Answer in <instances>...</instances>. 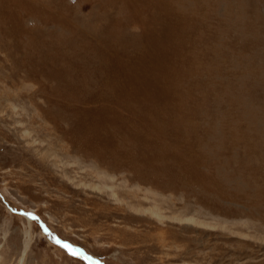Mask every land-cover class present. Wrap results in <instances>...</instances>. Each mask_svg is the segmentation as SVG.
Returning <instances> with one entry per match:
<instances>
[{
  "label": "rangeland",
  "instance_id": "obj_1",
  "mask_svg": "<svg viewBox=\"0 0 264 264\" xmlns=\"http://www.w3.org/2000/svg\"><path fill=\"white\" fill-rule=\"evenodd\" d=\"M0 264H264V0H0Z\"/></svg>",
  "mask_w": 264,
  "mask_h": 264
},
{
  "label": "bare ground",
  "instance_id": "obj_2",
  "mask_svg": "<svg viewBox=\"0 0 264 264\" xmlns=\"http://www.w3.org/2000/svg\"><path fill=\"white\" fill-rule=\"evenodd\" d=\"M26 237L27 238L25 240V245H24L23 254H22L23 256L21 258V261L24 260V255H25L26 251L28 250V247L30 246L31 241H32V234L30 233V231H26Z\"/></svg>",
  "mask_w": 264,
  "mask_h": 264
},
{
  "label": "snow or ice",
  "instance_id": "obj_3",
  "mask_svg": "<svg viewBox=\"0 0 264 264\" xmlns=\"http://www.w3.org/2000/svg\"><path fill=\"white\" fill-rule=\"evenodd\" d=\"M73 255H76V254H78V253H76L75 251L72 253Z\"/></svg>",
  "mask_w": 264,
  "mask_h": 264
}]
</instances>
